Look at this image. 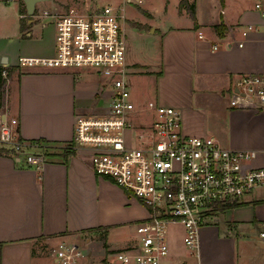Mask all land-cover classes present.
I'll return each instance as SVG.
<instances>
[{"label":"crops","instance_id":"crops-1","mask_svg":"<svg viewBox=\"0 0 264 264\" xmlns=\"http://www.w3.org/2000/svg\"><path fill=\"white\" fill-rule=\"evenodd\" d=\"M180 1L169 25L151 32L152 26L143 23L127 27L133 46L126 48V76L143 85L133 102L138 107L155 101L175 108L184 134L210 136L225 148L254 151L252 167H264V112L238 108L231 98V88L242 75L264 74V1L187 0L195 8V19L180 8ZM8 3L0 0V43H5L0 49V120L17 118L19 137L36 143L32 151L44 153L46 160L37 170L0 148L1 264H57L51 251L72 241L90 247L92 256L85 264H102L106 253L135 244V224L148 212L96 175L87 151L66 148L76 115L106 104L99 92L101 81L77 78L76 69L19 66V57L53 54L55 28L52 24L53 42L47 49L33 38L31 19L23 38L25 13L17 4L15 23L6 31ZM142 11L153 17L149 10ZM147 35L152 36L149 62L136 50ZM12 43H23L25 51L9 63L3 56ZM262 219L264 190L259 189L248 203L200 228L197 252L170 249L164 264H264V243L250 236L253 224Z\"/></svg>","mask_w":264,"mask_h":264},{"label":"built area","instance_id":"built-area-1","mask_svg":"<svg viewBox=\"0 0 264 264\" xmlns=\"http://www.w3.org/2000/svg\"><path fill=\"white\" fill-rule=\"evenodd\" d=\"M44 16L55 28L53 54L19 57L18 65L97 71L106 104L99 111L76 115L73 139L66 148L87 151L94 173L137 199L148 212L135 224V244L106 253L102 264H161L170 251L168 228L176 224L183 228L184 245L197 252L200 228L216 224L229 210L248 203L255 191L264 190V167L251 164L256 153L225 148L210 136L186 135L175 108L155 101L138 107L129 98L123 16L112 6ZM231 98L238 108L264 112V74L242 75L231 88ZM18 124L14 117L0 120L2 153L40 170L45 154L32 151L37 144L19 137ZM250 234L264 243V219L253 224ZM51 253L57 264H85L92 256L87 243L77 241L62 242Z\"/></svg>","mask_w":264,"mask_h":264},{"label":"rangeland","instance_id":"rangeland-1","mask_svg":"<svg viewBox=\"0 0 264 264\" xmlns=\"http://www.w3.org/2000/svg\"><path fill=\"white\" fill-rule=\"evenodd\" d=\"M2 1H4L5 3V0ZM178 2L179 0H143L141 3L137 2L136 0H129V1L128 0H44L36 4L34 16L28 17L23 0H13L12 2L8 3V5L10 6H8V10H7V14H8L7 27L5 29H7L6 31H8L9 29H11L12 24L15 23L16 20L15 7L18 4V6L22 11L24 9V13H25L23 16L24 23L26 24L27 20L29 19L33 20V25H34L32 28L33 38L39 39V44L41 49L42 48L47 49L50 48V45L53 42L54 31L52 26L53 20L49 17H45L44 12H49L51 14H54L57 10H60V13H63L70 9H75L80 12H86L95 9V7L98 5H100L101 7L112 6L113 8L116 9V12L120 16H123L122 22H123L124 34H125V44H126V48H130V46H133L132 45L133 43L128 42L129 32H127L128 31L127 27H130L132 22L151 25L152 27L149 30L150 32L155 26L164 27V25L165 26L169 25L171 24V22L175 21V17L177 16ZM205 2L208 3V0H205ZM143 8L149 10L152 13L153 17H149L146 13H144L142 11ZM151 8H153V10ZM166 9L168 13H166ZM1 24L2 23H0V25ZM3 29L4 28L0 29V31ZM7 35H10V33H7ZM147 36L148 38H146ZM147 36L141 38L140 43L143 44L137 46L138 48L136 47V50L143 51L144 55H146L149 62L150 60L149 50L152 48L148 47V45H150L151 43L150 42L151 40L148 41V39H152V36L151 35H147ZM30 45L36 47L37 43L31 42ZM4 46L5 43H0V49H3ZM6 51L8 55L6 54L3 57L9 58V63H11L18 55L22 54V51H25V48H23V43H12L11 45H8ZM152 66L154 67L153 64ZM75 73L77 74V78H85L91 81L96 80L98 82L101 81V79L97 75V71L94 69H86V68L76 69ZM126 81L128 85L129 98L135 102L138 96H140V92L143 89V85L135 83L134 79L131 78L130 76H126ZM151 95L152 94L150 92L147 93V97L150 99H152ZM159 106H162V104L159 103ZM130 136H131L130 131L126 130L125 143L127 146L130 145ZM122 192L125 194L127 199L129 200L131 199L135 201L138 205H140V207L146 209L137 199L132 197L128 198V195L123 190ZM111 234L113 235L112 232ZM183 237H184V231L182 226L178 224L169 226L168 242L170 244L171 250L186 249L187 252L189 251L188 247H186L182 242ZM49 254L50 253L46 251L45 256H48ZM96 255L101 256V254H96ZM168 257L169 256L165 257L161 261V263L162 264L166 263Z\"/></svg>","mask_w":264,"mask_h":264},{"label":"trees","instance_id":"trees-1","mask_svg":"<svg viewBox=\"0 0 264 264\" xmlns=\"http://www.w3.org/2000/svg\"><path fill=\"white\" fill-rule=\"evenodd\" d=\"M180 8H185L189 12L190 17L192 19H195V8L193 5H189L187 0H181L180 1ZM23 12H24V9H23ZM27 29H28V27L24 23V20H21L20 30L22 32L23 38H26V30ZM1 76H2V71L0 70V83H1ZM0 264H1V245H0Z\"/></svg>","mask_w":264,"mask_h":264},{"label":"water","instance_id":"water-1","mask_svg":"<svg viewBox=\"0 0 264 264\" xmlns=\"http://www.w3.org/2000/svg\"><path fill=\"white\" fill-rule=\"evenodd\" d=\"M40 1H44V0H23L28 17L34 16L35 6ZM4 62H6V59H4ZM235 91H237V89H235Z\"/></svg>","mask_w":264,"mask_h":264}]
</instances>
